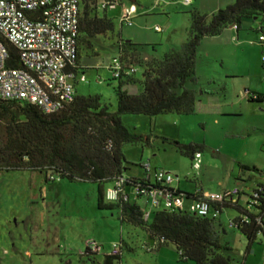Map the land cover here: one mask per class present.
I'll list each match as a JSON object with an SVG mask.
<instances>
[{"label":"rangeland","instance_id":"374dc122","mask_svg":"<svg viewBox=\"0 0 264 264\" xmlns=\"http://www.w3.org/2000/svg\"><path fill=\"white\" fill-rule=\"evenodd\" d=\"M234 1L222 0L220 4L223 7L220 9L230 5L225 3L233 4ZM121 3V6L108 13L115 22L114 37L109 34L106 38L91 40L92 48L88 43L84 44L81 57L86 69L84 72L80 71V75L84 73V82L79 81L78 74V94L99 97L102 107L107 106L111 112L117 110L115 88L118 82L112 81L113 72L110 69L118 56L115 44L117 34L121 32L125 40L141 45L144 59L162 58L187 42L193 11H208L219 5L217 0H193L190 4H186L185 0H121ZM125 7L132 11V26L122 27L120 23L119 15ZM156 27H160L163 32H155ZM233 34L234 36L226 32L220 37L205 39L201 44L196 66L198 83L195 88L199 92V98L195 115L122 117L123 124L128 129L145 138L139 144H126L123 147L128 162L124 172L126 178L146 177L143 166L150 165L152 181H155L156 171H165L181 182L184 191L195 193L202 190L205 195L222 194L230 186L234 187L238 183V176L244 174L241 165L250 166L247 163L248 157L259 162L264 160V154L256 153L261 149L260 131L264 130V112L261 111L263 107L250 103L247 94V91H251L249 87L263 86L260 83H264V47L260 44L261 35L255 31H241L239 40ZM138 78H141V74ZM129 90L135 92L141 88L138 86ZM174 141L185 145L204 144L206 149L191 159L178 152L172 144ZM35 174L37 173L2 172L0 187L12 189L11 193L18 197L24 189L33 195L37 184L31 180V176ZM179 181L173 187H177ZM47 185H62L70 189L60 195L61 200L55 202V210L62 212L64 222L72 221V227L64 229L65 240L58 235L55 249L57 253L49 252L43 260L35 257L36 264H107V257L114 253L116 245L119 250L122 249L123 259L114 260L112 264H193L181 261L173 245L163 248L161 254L159 250L148 252L146 245L149 244V238L142 229L122 224L117 210L98 209L96 185L71 184L67 181L49 182ZM128 191L131 202H137L133 200L134 192L131 189ZM16 196L8 195L6 198L5 213L8 220H16L25 207V216L33 214V218H40L41 210L37 211L36 206L29 202L25 204L22 197ZM81 203L86 204L85 218L82 217L79 221L73 217L79 215ZM138 204L144 208L141 200ZM236 215L235 211L225 210L221 218L226 230V234H222L221 242L228 247L225 254L231 258V264H264V236L258 237L250 248L247 238L241 232L227 228L228 221ZM75 222L81 224L76 230L73 229L77 225ZM11 233L13 235L15 232ZM40 237L42 239V234ZM75 237L77 242H82L85 238L88 243L95 241L99 245L97 254L86 255L85 248H78L81 251L77 252L80 245L77 242L75 244ZM44 246H48V240ZM33 248L35 249V245ZM69 251L73 252L67 253Z\"/></svg>","mask_w":264,"mask_h":264},{"label":"trees","instance_id":"16d2710c","mask_svg":"<svg viewBox=\"0 0 264 264\" xmlns=\"http://www.w3.org/2000/svg\"><path fill=\"white\" fill-rule=\"evenodd\" d=\"M104 3L122 4L121 0H80L78 56L75 67H69L75 74L86 69L79 61L84 44L88 43L92 48L91 40L106 38L109 34L114 37L116 33L109 10L102 8ZM249 22H258V28L248 30L264 35V0H235L211 15L195 10L191 13L187 42L180 49H173L162 58L154 59H144L141 45L125 40L121 32L117 34L115 44L121 70L120 76L112 80L118 82L115 112L107 106L102 107L99 97L82 96L78 92L72 103L51 115L22 101L0 100V173H43L48 182H51L50 176H56L60 181L71 184L96 185L99 210H117L122 224L142 229L153 244L146 245L150 248L148 252L173 245L181 261L231 264V258L225 254L228 247L221 242L222 215L225 210L236 212L233 229L247 238L251 248L258 237L264 236V186L260 185L254 191L256 197L251 195L247 206H241L238 200L228 199L213 206V210L219 213L217 219L202 217L187 209L164 208L154 210L151 219L146 221L143 208L137 202H131L129 196L126 200L121 195L117 202L109 203L106 192L107 187L115 186L121 179L124 180L122 192L161 187L147 178L125 177L128 162L123 153L124 145L139 144L145 138L128 129L122 117L195 115L199 98L195 88L198 83L196 66L202 42L221 36L231 27L239 32L247 30L245 27ZM8 46L12 57L10 67L22 68L16 49L10 44ZM134 69L137 73H133ZM139 74L141 78H138ZM138 86L140 91L129 90ZM247 94L250 103L260 104L264 110L263 94L253 91H247ZM165 141L171 143L170 140ZM172 144L181 155L191 159L206 149L204 144L185 145L175 141ZM172 189L176 196L185 197L187 203L203 199L202 194ZM163 190L171 188L163 186ZM251 202L253 207L249 210L247 207ZM85 254L93 256L97 253L87 248ZM122 259L120 249L117 255H109L106 262L112 264L114 260Z\"/></svg>","mask_w":264,"mask_h":264},{"label":"built area","instance_id":"2783aa9c","mask_svg":"<svg viewBox=\"0 0 264 264\" xmlns=\"http://www.w3.org/2000/svg\"><path fill=\"white\" fill-rule=\"evenodd\" d=\"M190 4L191 0H185ZM119 7L117 4L104 3L102 8L109 11ZM120 23L133 25V15L129 8H122ZM80 0H0V100L22 101L37 106L45 114L59 112L76 97L78 74L69 70L75 67L80 36ZM157 33L163 32L156 27ZM8 44L12 45L22 64V68L10 67L12 60ZM260 44L264 45V35L260 36ZM113 77L120 76L118 56L110 66ZM133 73H137L134 69ZM81 82L85 77L80 78ZM147 177H151L150 165L145 166ZM51 182H59L56 176H50ZM149 179V178H147ZM150 180V179H149ZM152 181V180H150ZM177 180L165 171L155 172V181L161 187L137 189L135 198L142 201L144 218L150 220L157 209H187L189 212L212 219L219 213L213 206L221 204L225 199L236 201L239 190L223 194L203 195V199L192 201L187 206L185 197H178L172 189ZM124 180L106 192V201L115 203L121 195L128 199L127 191L122 192ZM163 186L171 190H163ZM252 196L256 197L253 192ZM130 197V196H129ZM253 202L247 207L251 210ZM233 220L230 226L233 228ZM92 252L97 253L99 245L95 241L87 244ZM116 245L114 255L119 253ZM150 251V248L146 247Z\"/></svg>","mask_w":264,"mask_h":264},{"label":"crops","instance_id":"0c3cea01","mask_svg":"<svg viewBox=\"0 0 264 264\" xmlns=\"http://www.w3.org/2000/svg\"><path fill=\"white\" fill-rule=\"evenodd\" d=\"M191 1L193 2V0ZM217 1L219 2V5L215 9H210V10L208 9V11H201V9H198V11L205 13V14H209V15L214 14L215 12L220 10V8L223 7V5L221 6L220 4L222 0H217ZM225 4L231 5V3H225ZM114 18L116 19V17ZM253 27L258 28V22L256 23L249 22L246 24L245 28H247V31H248L249 28H253ZM226 32H228L229 35H233V36H234L233 33H235L237 35L236 39L239 40L240 32L237 31L235 28L231 27L227 29L224 33ZM251 44L255 45L256 43H251ZM261 47H264V46L262 45ZM79 61L82 67L86 68V66H83L82 64L81 52H80ZM83 75H80V78ZM78 80L76 82V91H78L77 85L80 81ZM260 85H263V86L249 87V88H251L250 90L253 92L264 95V83H260ZM261 111L264 112L263 109H261ZM255 130H258V129H255ZM249 136L251 137V135ZM260 145H261L260 147L261 149L256 151V153L259 155H261V153L264 154V130L263 129H261L260 131ZM251 158L252 157L247 158L248 160L247 163H249L250 166H252V168L249 165H241L242 169H244V174L238 176L237 178L238 183L234 187L230 186L228 190L224 191V193H226L234 189L239 190V195L237 196V200L241 206H247L248 202L250 201V196L253 194V192L256 189H259L260 185L264 186V175H263L264 174V160L262 159V162H259ZM13 173H23V172H13ZM129 178H133V177H129ZM134 178H137V177H134ZM144 178H149L150 180H152L151 177L146 176ZM31 180H33V182L37 184V187L35 188V192L33 193V195L31 194V192H28V190L24 189L22 193L19 194V197L23 198V201L25 202V204L26 202H29L30 205L32 204L33 206H36L37 211L41 210L39 219L33 218V214L25 216L24 213L25 211H27V208L25 207V210H23V212H20L22 213V215L18 214L16 217L17 218L16 220L15 218L8 220L6 218V216L8 217V215L5 213L7 210V205H5L7 204L6 198L8 195L16 196V194L13 195V193H11L12 189L9 190L8 188L0 187V264H36L34 262L35 257L38 258L39 260L41 259L43 260L49 252L57 253L55 250L57 247L56 246V243L58 241L57 239H59V236H60V238H63L65 240L64 229L72 227L70 225L72 221L65 220L66 222L65 223L62 217V212L60 211L56 212L55 210V202H57L58 199L61 200L59 198L60 195L63 194L64 191H69L70 189L62 185L51 186V187L48 186L47 183L49 182L47 181L46 175L43 173H39V174L37 173L35 174V176H31ZM249 182L252 184L249 185L248 184ZM178 183L179 184L177 187H173L174 185L173 184L172 188H174L175 190H180L181 192L189 193V194L198 193V194L205 195L202 192V190L196 191L195 193L184 191L181 185V182L179 181ZM110 187H107V189H109ZM127 194L131 198V194L129 193L128 190H127ZM216 194H221V193H216ZM16 197H18V195ZM133 200L135 201L136 198H134ZM74 201L75 203L77 202V200H74ZM97 201H98V197H97ZM65 202H68V201L65 200ZM138 202L139 201H137V203ZM190 203L191 201H188L187 206H189ZM41 207L43 208L40 209ZM80 207H81V210H80L79 215L77 217H73L75 220H79V221H81V218L84 217V210H85L86 204L81 203ZM98 209H99V206H98ZM65 218H68V216H66ZM235 218L230 219L228 221L227 223L228 229L233 230V228L230 226V221L234 220ZM57 221H58V225H57ZM76 223L77 225H75V227L73 228L74 230H76V228L80 227L81 225L78 222H75L74 224ZM221 225L223 227V232L225 231V234H226V230L224 228V223L222 222V220H221ZM9 226L12 228H10ZM11 232H15L13 233L14 236L12 235ZM72 233H73V230H72ZM41 234H42V239L40 237ZM50 236H51V239H50ZM46 240H48L47 247L44 246V244L46 243ZM76 242H77V239L75 237V244ZM148 242L149 244H152L150 238ZM77 243H79L80 247H77L76 251L78 250V248H81V250L84 248L87 249L88 240H86V238L83 239L82 242L79 241ZM33 245H35V249L33 248ZM71 246L73 247V245ZM81 250L79 249L78 251H81ZM161 250L162 249H160L159 252ZM72 252L73 251H69L67 253H72ZM159 254H161V252Z\"/></svg>","mask_w":264,"mask_h":264},{"label":"water","instance_id":"95a60500","mask_svg":"<svg viewBox=\"0 0 264 264\" xmlns=\"http://www.w3.org/2000/svg\"><path fill=\"white\" fill-rule=\"evenodd\" d=\"M133 1H135V0H133ZM224 233H225V231H224Z\"/></svg>","mask_w":264,"mask_h":264}]
</instances>
